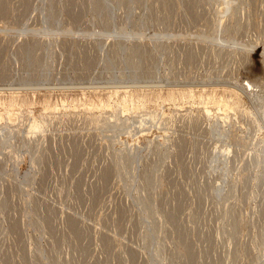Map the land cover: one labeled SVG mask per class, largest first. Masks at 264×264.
Returning a JSON list of instances; mask_svg holds the SVG:
<instances>
[{
    "label": "rangeland",
    "instance_id": "rangeland-1",
    "mask_svg": "<svg viewBox=\"0 0 264 264\" xmlns=\"http://www.w3.org/2000/svg\"><path fill=\"white\" fill-rule=\"evenodd\" d=\"M0 116V264L264 261V0H0Z\"/></svg>",
    "mask_w": 264,
    "mask_h": 264
},
{
    "label": "bare ground",
    "instance_id": "bare-ground-1",
    "mask_svg": "<svg viewBox=\"0 0 264 264\" xmlns=\"http://www.w3.org/2000/svg\"><path fill=\"white\" fill-rule=\"evenodd\" d=\"M257 87H258L257 85H255V84L249 82V83H247L246 86H244V91L246 92V94H247V92H248V93H251L252 96H253V95L256 96L257 93L259 92V91H257ZM123 90H124V89H123ZM251 94H250V96H251ZM247 95H249V94H247ZM259 95H260V94H259ZM220 103L223 105V107H226V108L228 107L226 103H224V102H222V101H220ZM207 104H208V103H207ZM221 104H220V105H221ZM220 105L218 104L217 106L220 107ZM226 108H225L223 111H227L228 108H227V109H226ZM221 110H222V108H221ZM209 111H210V110H208V107H206V112L209 113ZM1 118H2V116H0V119H1ZM260 264H264V261L261 262Z\"/></svg>",
    "mask_w": 264,
    "mask_h": 264
}]
</instances>
